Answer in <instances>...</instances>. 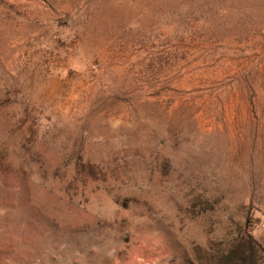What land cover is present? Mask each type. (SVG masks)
Listing matches in <instances>:
<instances>
[{
    "label": "rangeland",
    "instance_id": "rangeland-1",
    "mask_svg": "<svg viewBox=\"0 0 264 264\" xmlns=\"http://www.w3.org/2000/svg\"><path fill=\"white\" fill-rule=\"evenodd\" d=\"M0 264H264V0H0Z\"/></svg>",
    "mask_w": 264,
    "mask_h": 264
}]
</instances>
